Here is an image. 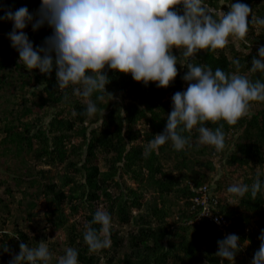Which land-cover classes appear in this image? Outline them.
Segmentation results:
<instances>
[{
	"label": "trees",
	"instance_id": "obj_1",
	"mask_svg": "<svg viewBox=\"0 0 264 264\" xmlns=\"http://www.w3.org/2000/svg\"><path fill=\"white\" fill-rule=\"evenodd\" d=\"M235 2L248 4L252 14L264 17V0H206L217 12H227ZM40 5L41 0H0V17L9 8L27 7L35 13ZM176 10L182 14L183 6ZM12 28V21L0 20V156L4 162L12 156L20 164L14 169L8 166L11 181H0L5 185L4 196L0 195V264H9L21 242L37 247L41 240L53 254L51 264L68 247L78 251L79 264H220L215 253L217 241L224 239L222 231L208 219L189 223L195 215L189 209L190 183L198 186L210 180L216 165L227 169L214 188L220 209L242 246L235 262L224 264H252L264 230V188L255 200L250 192L242 198L231 196L227 188L234 184L235 173L243 178L239 184L251 185L257 168L264 184V102H251L250 114L235 125L223 120L206 123L213 130L224 125L222 151L197 146L194 127L182 133L191 138V147L176 151L169 141L145 158L144 146L166 127L172 96L188 86L182 79L188 69L179 64L187 63L182 49L172 50L178 57V75L167 88L155 82L145 86L131 74L107 69L106 87L114 99L109 101L106 95L103 103L97 102L105 114L89 118L83 98L72 94V86L65 89L68 99H64L55 70L47 75L39 69L29 71L19 62L7 35ZM24 31L34 46L52 34L47 25L37 31L29 25ZM261 45L264 28L257 31L250 25L244 41L229 37L225 48L201 50L191 62L231 73L235 71L231 59H239L241 74L264 80V74L250 71ZM12 185L21 191L20 197H14ZM98 208L111 216V245L90 252L84 226L91 224ZM121 226H129L127 234L118 230ZM60 245L63 248L58 249ZM4 246L10 251L4 252Z\"/></svg>",
	"mask_w": 264,
	"mask_h": 264
},
{
	"label": "clouds",
	"instance_id": "obj_2",
	"mask_svg": "<svg viewBox=\"0 0 264 264\" xmlns=\"http://www.w3.org/2000/svg\"><path fill=\"white\" fill-rule=\"evenodd\" d=\"M179 5L183 6L182 14L176 10ZM228 7L227 12H217L206 0H41L35 13L27 7L15 11L9 8L0 20L13 22L7 35L11 46L19 53V62L29 71L39 69L47 75L55 70L56 86L64 93V99H68L65 89L72 86V94L83 98L84 115L89 118L97 113L105 114L97 102L103 103L106 95L109 101L114 99L106 87L110 83L107 69L131 74L135 81L143 82L145 86L155 82L157 87L167 88L178 75V57L172 50L182 49L181 55L187 63L179 64L188 69L182 77L188 86L172 96V110L167 113L164 131L155 134L144 146L147 158L154 151L158 153L169 141L176 151L191 147V138L182 133H190L194 127L199 134L197 146L210 145L217 152L222 151L225 147L224 125L213 130L205 126L206 123L223 120L228 125H235L250 114L251 102H264V80H252L241 74L239 59L230 58L235 67L231 73L191 62L201 50L225 48L229 37L234 42L244 41L250 25L257 31L264 28V17L252 14L248 4L235 2ZM29 25L33 31L47 25L52 34L41 46H34L24 31ZM257 47H260L259 58L252 59L250 71L264 74V45ZM94 95L95 100L91 99ZM216 166L217 173V169L222 168ZM261 175L257 168L251 185L232 184L227 192L241 198L250 192L255 200L264 188ZM213 177L203 184L218 196L220 203L219 192L214 189L219 177ZM203 184L196 186L191 181V191L192 185L197 188ZM218 207L220 209V204ZM216 222L219 223V218ZM92 224L100 225L99 230ZM110 225V214L98 208L91 224L84 226V241L90 252L110 247ZM228 225L225 229L231 234L225 236L223 228L216 224L224 236L217 241L215 253L220 264L235 262L242 248L240 237L233 234ZM258 239L261 243L252 264H264V230ZM19 247V253L13 254L9 264H51L53 261V254L44 240L37 247H29L23 242ZM2 248L4 252L10 251L7 246ZM78 255L75 248L68 247L56 258V264H79Z\"/></svg>",
	"mask_w": 264,
	"mask_h": 264
},
{
	"label": "built area",
	"instance_id": "obj_3",
	"mask_svg": "<svg viewBox=\"0 0 264 264\" xmlns=\"http://www.w3.org/2000/svg\"><path fill=\"white\" fill-rule=\"evenodd\" d=\"M192 191L194 195L190 199V209L195 216L190 220V223H198L202 219L207 218L222 227L225 236L231 234L225 229L228 222L218 207V196L209 189V186L203 184L196 188L192 185ZM207 212H210V214H205ZM216 218H219V223L216 222Z\"/></svg>",
	"mask_w": 264,
	"mask_h": 264
},
{
	"label": "rangeland",
	"instance_id": "obj_4",
	"mask_svg": "<svg viewBox=\"0 0 264 264\" xmlns=\"http://www.w3.org/2000/svg\"><path fill=\"white\" fill-rule=\"evenodd\" d=\"M260 47H257V49H259ZM18 94H19V96H22L20 93H19V91H18ZM1 137H3V132L2 131H0V139H1ZM2 150V146L0 145V151ZM20 164V163H19ZM18 163H17V160H15L12 156H8V157H6V162H4V157H2V156H0V181L1 180H3V179H8L9 181H11L12 179V177H11V169H8V166H10L11 168H15L17 165H19ZM222 169H224V168H222ZM225 170H227V169H225ZM225 170H222L221 171V169L220 168H218L217 169V173L216 172H213V173H211L210 174V176L211 177H213V178H218V177H220L221 175H222V173H223V171H225ZM222 172V173H221ZM221 173V174H220ZM241 176V175H240ZM240 176H237V174L235 173V174H233V182H235L234 184H239V180L241 181L243 178L242 177H240ZM237 180H236V179ZM5 185H0V195L1 196H4L3 195V189L5 188L4 187ZM13 186V189H14V197H20L22 194H21V191H19L18 189H17V187L16 186H14V185H12ZM181 204H182V201H181ZM13 206H16L17 205V203H13L12 204ZM44 205V203H42V206ZM41 211H44L45 210V208H43V207H41V209H40ZM29 224V223H28ZM28 231H30L29 230V228L26 226L25 227ZM118 230H120V232L121 233H124V234H127V232L129 231V226H124V227H122L121 226V228H119ZM55 239H57V237L54 235V234H52V237H51V240H54L55 241ZM45 242V241H44ZM46 244H47V246H48V243L47 242H45ZM58 249H61V248H63V246L62 245H60L59 247H57ZM64 248H65V246H64ZM248 260V259H247ZM234 264V263H233Z\"/></svg>",
	"mask_w": 264,
	"mask_h": 264
}]
</instances>
